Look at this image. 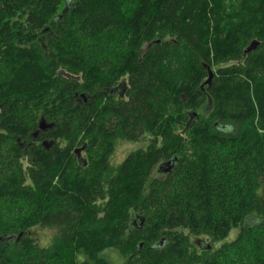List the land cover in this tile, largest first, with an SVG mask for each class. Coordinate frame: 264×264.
Returning <instances> with one entry per match:
<instances>
[{
	"label": "trees",
	"instance_id": "16d2710c",
	"mask_svg": "<svg viewBox=\"0 0 264 264\" xmlns=\"http://www.w3.org/2000/svg\"><path fill=\"white\" fill-rule=\"evenodd\" d=\"M263 188L264 0H0V264H264Z\"/></svg>",
	"mask_w": 264,
	"mask_h": 264
},
{
	"label": "rangeland",
	"instance_id": "374dc122",
	"mask_svg": "<svg viewBox=\"0 0 264 264\" xmlns=\"http://www.w3.org/2000/svg\"><path fill=\"white\" fill-rule=\"evenodd\" d=\"M220 66L215 67L214 71H217ZM206 81V80H205ZM204 118H207L206 115H204ZM147 142H144L142 144H133V143H128L124 141H119L116 143V147L114 150L113 155L110 158V166L113 168L114 171H117V169L125 162V160L128 158V156L140 148H146ZM81 158L87 159V153H82ZM264 193V188L260 191V194L262 195ZM249 225V223L247 222ZM32 236L37 238L41 245L43 247H50L53 243L54 240V232L49 231V230H40V229H33L31 231ZM238 234V229L232 230L228 238L220 241L219 243L214 245V248L217 249L224 245L225 243L233 241ZM195 243L198 241L202 243L203 245H207L210 243V240L205 237L201 238H194ZM103 256L111 263V264H124V260L119 256V254L112 250H106L103 254Z\"/></svg>",
	"mask_w": 264,
	"mask_h": 264
},
{
	"label": "water",
	"instance_id": "95a60500",
	"mask_svg": "<svg viewBox=\"0 0 264 264\" xmlns=\"http://www.w3.org/2000/svg\"><path fill=\"white\" fill-rule=\"evenodd\" d=\"M258 46V42L255 41L251 44V46L248 48L247 52H250L252 50H255L256 47ZM209 73H210V78L207 82H209L211 79H212V72L209 70ZM118 90H120V96L122 97L124 95V93L126 92V86L123 84ZM53 125L52 124H47L46 121L42 118L41 121H40V124H39V130L41 131H45L47 129H50L52 128ZM85 148H82V149H78L76 150V154L78 155V157L81 159V155L83 153ZM86 163V162H85ZM172 169V166L170 163H166V164H163L161 165L160 169H159V172H164V173H167L169 172L170 170ZM203 245V244H201ZM204 246V245H203ZM202 246V247H203ZM207 250H211L212 248V245L211 244H207V247H205Z\"/></svg>",
	"mask_w": 264,
	"mask_h": 264
},
{
	"label": "flooded vegetation",
	"instance_id": "af4514ba",
	"mask_svg": "<svg viewBox=\"0 0 264 264\" xmlns=\"http://www.w3.org/2000/svg\"><path fill=\"white\" fill-rule=\"evenodd\" d=\"M117 87H118V86H117ZM117 87H116V88H117ZM118 89H119V87H118ZM118 89L115 90V91H116L115 93H119V94H120L121 92H120V90H118Z\"/></svg>",
	"mask_w": 264,
	"mask_h": 264
}]
</instances>
